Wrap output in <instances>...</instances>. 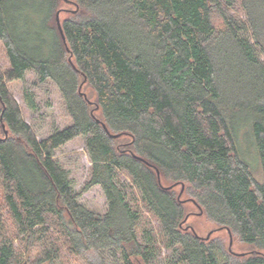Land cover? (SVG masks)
<instances>
[{
    "label": "trees",
    "instance_id": "trees-1",
    "mask_svg": "<svg viewBox=\"0 0 264 264\" xmlns=\"http://www.w3.org/2000/svg\"><path fill=\"white\" fill-rule=\"evenodd\" d=\"M63 1L0 0L9 64L0 70V228L4 206L37 264H69L71 256L83 264H264V60L254 46L264 0H239L255 44L230 15L235 0H74L60 23L64 40L56 25ZM28 71L56 85L71 119L41 141L7 87ZM81 84L94 102L79 94ZM25 102L35 109L31 96ZM240 123L249 126L244 136ZM77 137L91 162L85 190L100 187L104 214L78 203L54 159ZM185 184L191 202L250 253L231 255L184 227L173 186ZM140 204L156 234L142 224ZM1 238L0 264L17 262L13 239ZM88 251L96 263L83 257Z\"/></svg>",
    "mask_w": 264,
    "mask_h": 264
},
{
    "label": "rangeland",
    "instance_id": "rangeland-1",
    "mask_svg": "<svg viewBox=\"0 0 264 264\" xmlns=\"http://www.w3.org/2000/svg\"><path fill=\"white\" fill-rule=\"evenodd\" d=\"M74 0H65L60 4V13L59 21L62 23L64 20L69 18L72 12L75 9ZM235 16L243 27L240 30L242 33V38L247 40V42L255 44V33L253 29L249 26L247 17L245 16V10L241 6L239 0H235L234 9H231L230 15ZM231 15V16H232ZM213 23L217 28H222L223 23L219 17L213 18ZM239 31V32H240ZM258 45L255 44L256 52L261 53L260 59L264 60V30L259 31ZM264 63V62H263ZM9 67L8 60L5 54V50L0 41V70L3 72ZM8 91L12 95L13 99L16 101L20 108L21 116L23 121L31 128L37 141L45 139L50 134L57 130H62L63 128L71 124V119L68 116L64 101L61 97V94L56 87V85L51 81L39 82L35 74L32 71H28L25 74V77L21 81H12L7 84ZM81 92L85 93L88 99L91 102H94V96L87 84L81 87ZM29 95L32 97L35 109L31 110L28 108L25 102V96ZM243 110H237L236 118L242 119L244 115ZM246 113V112H245ZM95 116L98 117V113H95ZM245 116H248L245 114ZM240 132L242 135L246 130L249 129V126H246L243 123L239 124ZM245 135V134H244ZM243 135V136H244ZM242 136V139H243ZM241 139V145L245 150L252 151L251 147L247 148ZM252 154V153H251ZM248 163L258 170V164L254 161V155L248 156ZM55 161L60 165V167L66 172L68 180L71 184L72 193L78 196V203L83 205L88 210L104 214L107 211V203L105 196L99 186L91 187L90 189L85 190L86 184L90 180L91 174V162L84 150V139L82 137H77L59 149L54 153ZM119 183L125 181L128 183V178L125 175H120ZM181 186H176L173 189L175 195L180 194ZM130 192V191H129ZM179 197L181 201L184 202L185 216H188L184 227L187 230L192 231L196 236L206 239L207 236L209 241L220 244L222 250L228 253L229 250V236L225 228L220 227L216 223L212 222L208 216L203 212L199 215V210L191 202L192 198L190 193H187V185L185 184V191H183ZM131 196H127L130 206L134 209L136 208L135 203L130 200ZM3 204L2 201V189H0V205ZM141 206V204L139 205ZM1 217L3 221V228H0V240L1 237L7 236V238L13 239V246L17 249V262L12 264H37L35 252L26 251V246L24 243H21V236L16 233L14 226L12 225L9 216L6 213L4 206H1ZM143 217L147 219V223L142 222L145 226H148L153 229L154 233H157V224L154 218L147 215L144 210V207H140ZM144 226V227H145ZM143 227H141L142 229ZM6 229V230H5ZM6 231V232H5ZM6 233V234H5ZM232 246L229 252L231 255H237L244 257L246 254L250 253L252 250L251 246H248L242 243L239 240V237L235 233H231ZM65 253V251H63ZM167 253L164 249L161 250V256H165ZM83 256L86 260L96 263L99 260V256H96L92 251L85 252ZM84 260L79 258L69 259V264H83Z\"/></svg>",
    "mask_w": 264,
    "mask_h": 264
},
{
    "label": "water",
    "instance_id": "water-1",
    "mask_svg": "<svg viewBox=\"0 0 264 264\" xmlns=\"http://www.w3.org/2000/svg\"><path fill=\"white\" fill-rule=\"evenodd\" d=\"M56 25H57V29H58L59 33H60L61 36H62V39L64 40V37H63V34H62V30H61L60 21H59V13L56 14ZM70 62H71V61H70ZM71 66L74 67V65H73L72 62H71ZM84 81H85V79H84ZM83 83H84V82H83ZM81 87H82V84H81V86L79 87V91H80ZM79 94L82 95L84 98H86V96H85L82 92H79ZM103 127L105 128V126H103ZM108 134H109V133H108ZM6 135H7V133L5 132V137H6ZM109 136H110L111 138H117V137H118V135H114V134H109ZM136 158H138V157H136ZM138 159H139V158H138ZM140 160H141V159H140ZM156 174H157V177H158V179H159V173H158L157 170H156ZM176 186H177V185H175V186H173V187H176ZM170 188H172V187H170ZM183 189H184V186L181 185V190H180V194H179L178 197H180V195L183 193ZM192 203H193V204L196 206V208L199 210V213H198V214L201 215V214L203 213L202 209H201V208H200L195 202H192ZM187 218H188V216L185 217L184 222H186ZM226 231H227V234H228V236H229V252H231V251H230V248H231V246H232L231 232H230L229 229H226ZM208 237H209V236H207L206 240H208Z\"/></svg>",
    "mask_w": 264,
    "mask_h": 264
}]
</instances>
